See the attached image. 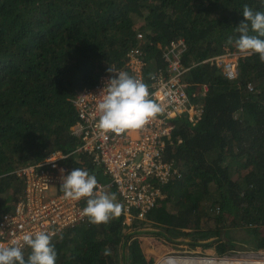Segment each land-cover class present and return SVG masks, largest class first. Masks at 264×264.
Returning <instances> with one entry per match:
<instances>
[{"label":"trees","instance_id":"16d2710c","mask_svg":"<svg viewBox=\"0 0 264 264\" xmlns=\"http://www.w3.org/2000/svg\"><path fill=\"white\" fill-rule=\"evenodd\" d=\"M244 5L264 12V0H0V215L23 194L19 168L80 142L71 131L80 88L121 66L132 46L144 51L145 73L164 67L156 43L182 36L183 79L201 112L172 119L163 156L177 173L144 218L87 217L50 235L56 264H154L181 238L218 253L264 248V62L239 55L228 78L202 61L237 48L227 40L239 37ZM65 161L107 180L87 154Z\"/></svg>","mask_w":264,"mask_h":264},{"label":"built area","instance_id":"2783aa9c","mask_svg":"<svg viewBox=\"0 0 264 264\" xmlns=\"http://www.w3.org/2000/svg\"><path fill=\"white\" fill-rule=\"evenodd\" d=\"M141 39V33H138ZM164 67L157 66L145 73L144 51L138 45L125 52L121 66L112 64L109 71L101 74L93 85L83 86L72 101L78 120L71 131L80 142L64 152L55 149L40 161L25 165L17 170L24 179L23 194L11 210L0 215V244L11 245L25 233L45 232L54 235L65 227L72 226L87 218L82 214L87 198L65 199L61 187L62 176L74 169L65 158L69 155L87 154L90 162L100 167L107 180L97 179L95 191L115 193L122 205L123 223L129 225L133 218H144L148 209L162 198L161 184L177 173L173 160L163 156L165 144L172 133V119L187 113L190 120L200 115L201 109L191 101L183 76L190 64L182 61L186 42L182 36L160 42ZM239 55L237 48L209 55L202 61L219 66L222 72L233 78L237 72ZM127 72L148 85L150 98L162 111L144 127L117 135L102 133L98 128L97 105L106 94L108 80L115 73ZM207 85H202L203 93ZM84 170V168H79ZM63 170V171H62ZM28 247L25 245L23 249Z\"/></svg>","mask_w":264,"mask_h":264},{"label":"clouds","instance_id":"9594fccd","mask_svg":"<svg viewBox=\"0 0 264 264\" xmlns=\"http://www.w3.org/2000/svg\"><path fill=\"white\" fill-rule=\"evenodd\" d=\"M242 17L236 28L239 37L233 40L230 36L227 43H235L241 53L259 54L260 61L264 62V39L259 38L264 37V12L253 11L248 5H244ZM250 30L257 35H250ZM108 71L114 73L110 69ZM97 111L99 130L102 133L112 132L120 135L141 129L162 109L150 98L145 82L127 72H119L108 80L106 94L98 103ZM97 184L94 175H90L86 170L74 168L62 176L61 187L65 199L78 201L87 198L82 214L88 217L91 223L106 224L111 218L121 215L122 205L116 202L115 193L95 191ZM25 245L31 249L27 258L23 252ZM56 259L57 253L51 243V236L43 231L34 235L25 233L20 240H13L10 246L0 244V264H56Z\"/></svg>","mask_w":264,"mask_h":264},{"label":"rangeland","instance_id":"374dc122","mask_svg":"<svg viewBox=\"0 0 264 264\" xmlns=\"http://www.w3.org/2000/svg\"><path fill=\"white\" fill-rule=\"evenodd\" d=\"M104 181V180H103ZM187 240V239H186ZM264 253V248H256V249H248L245 247H232L229 249L227 252L224 253H218L213 246L210 247H193L189 245L188 243L184 242L181 238L180 243H172L168 245L166 248H163L160 250L159 253H156V258H155V263L157 264L159 260H161L163 257L168 256V255H200V256H213V257H222V256H229V257H242L241 255L243 254H248V253ZM155 253V252H154ZM146 254L149 256V251H146Z\"/></svg>","mask_w":264,"mask_h":264},{"label":"bare ground","instance_id":"6f19581e","mask_svg":"<svg viewBox=\"0 0 264 264\" xmlns=\"http://www.w3.org/2000/svg\"><path fill=\"white\" fill-rule=\"evenodd\" d=\"M242 257H213L191 255H168L158 261L157 264H264V253H248Z\"/></svg>","mask_w":264,"mask_h":264},{"label":"crops","instance_id":"0c3cea01","mask_svg":"<svg viewBox=\"0 0 264 264\" xmlns=\"http://www.w3.org/2000/svg\"><path fill=\"white\" fill-rule=\"evenodd\" d=\"M116 202L120 204L119 196L116 195Z\"/></svg>","mask_w":264,"mask_h":264}]
</instances>
